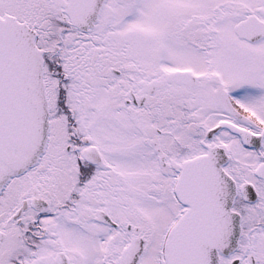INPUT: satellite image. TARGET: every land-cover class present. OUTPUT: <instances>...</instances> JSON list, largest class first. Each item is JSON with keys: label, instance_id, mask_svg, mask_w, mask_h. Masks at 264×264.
<instances>
[{"label": "snow or ice", "instance_id": "obj_1", "mask_svg": "<svg viewBox=\"0 0 264 264\" xmlns=\"http://www.w3.org/2000/svg\"><path fill=\"white\" fill-rule=\"evenodd\" d=\"M0 264H264V0H0Z\"/></svg>", "mask_w": 264, "mask_h": 264}]
</instances>
